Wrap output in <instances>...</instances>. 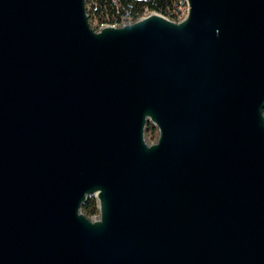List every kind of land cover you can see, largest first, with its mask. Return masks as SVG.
<instances>
[{
	"label": "water",
	"instance_id": "obj_1",
	"mask_svg": "<svg viewBox=\"0 0 264 264\" xmlns=\"http://www.w3.org/2000/svg\"><path fill=\"white\" fill-rule=\"evenodd\" d=\"M181 1L0 0V264H264V0Z\"/></svg>",
	"mask_w": 264,
	"mask_h": 264
},
{
	"label": "trees",
	"instance_id": "obj_2",
	"mask_svg": "<svg viewBox=\"0 0 264 264\" xmlns=\"http://www.w3.org/2000/svg\"><path fill=\"white\" fill-rule=\"evenodd\" d=\"M86 9L89 21H95L99 27L134 22L147 12H155L178 22L186 6L181 0H86ZM147 130L154 132V127L148 125ZM82 210L89 217L95 216V201L89 199Z\"/></svg>",
	"mask_w": 264,
	"mask_h": 264
},
{
	"label": "rangeland",
	"instance_id": "obj_3",
	"mask_svg": "<svg viewBox=\"0 0 264 264\" xmlns=\"http://www.w3.org/2000/svg\"><path fill=\"white\" fill-rule=\"evenodd\" d=\"M184 14H185V12L183 13V16H184ZM129 23H132V22L128 21L125 24H129ZM89 24H90L91 28H93L95 30L98 28V24L95 21L94 22L93 21H89ZM156 138H157V130L155 128H154V132H151V131H148V130L145 131V139H146L147 143L155 142Z\"/></svg>",
	"mask_w": 264,
	"mask_h": 264
},
{
	"label": "built area",
	"instance_id": "obj_4",
	"mask_svg": "<svg viewBox=\"0 0 264 264\" xmlns=\"http://www.w3.org/2000/svg\"><path fill=\"white\" fill-rule=\"evenodd\" d=\"M263 115H264V111H263Z\"/></svg>",
	"mask_w": 264,
	"mask_h": 264
},
{
	"label": "flooded vegetation",
	"instance_id": "obj_5",
	"mask_svg": "<svg viewBox=\"0 0 264 264\" xmlns=\"http://www.w3.org/2000/svg\"><path fill=\"white\" fill-rule=\"evenodd\" d=\"M148 126V125H147ZM147 130V129H146Z\"/></svg>",
	"mask_w": 264,
	"mask_h": 264
}]
</instances>
